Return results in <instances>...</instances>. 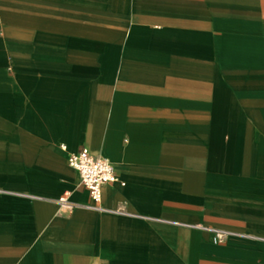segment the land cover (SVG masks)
<instances>
[{"label": "crops", "instance_id": "obj_1", "mask_svg": "<svg viewBox=\"0 0 264 264\" xmlns=\"http://www.w3.org/2000/svg\"><path fill=\"white\" fill-rule=\"evenodd\" d=\"M0 264H264V0H0Z\"/></svg>", "mask_w": 264, "mask_h": 264}, {"label": "built area", "instance_id": "obj_2", "mask_svg": "<svg viewBox=\"0 0 264 264\" xmlns=\"http://www.w3.org/2000/svg\"><path fill=\"white\" fill-rule=\"evenodd\" d=\"M67 164L78 174L79 184L87 191L95 209H100L101 190L104 185L114 183L123 185L119 182L115 168L109 160L93 155L85 148L69 154ZM68 196L69 193L65 192L58 200V205L62 211L71 209V205L67 201ZM225 236L226 233L216 231L213 242L220 243Z\"/></svg>", "mask_w": 264, "mask_h": 264}]
</instances>
